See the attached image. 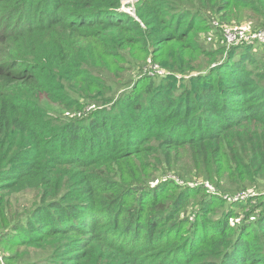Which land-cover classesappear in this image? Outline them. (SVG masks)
Returning a JSON list of instances; mask_svg holds the SVG:
<instances>
[{
  "label": "trees",
  "instance_id": "trees-1",
  "mask_svg": "<svg viewBox=\"0 0 264 264\" xmlns=\"http://www.w3.org/2000/svg\"><path fill=\"white\" fill-rule=\"evenodd\" d=\"M123 1L0 0V245L15 247L0 264L43 246L58 258L36 264H264V202L249 209L264 189V62L184 64L201 50L193 16L239 7L263 24L264 0ZM149 61L197 70L195 86L174 94ZM169 172L248 194L244 217L185 219L206 190L184 196L159 182Z\"/></svg>",
  "mask_w": 264,
  "mask_h": 264
},
{
  "label": "rangeland",
  "instance_id": "rangeland-1",
  "mask_svg": "<svg viewBox=\"0 0 264 264\" xmlns=\"http://www.w3.org/2000/svg\"><path fill=\"white\" fill-rule=\"evenodd\" d=\"M121 9L125 11L134 10V1L124 0L121 5ZM134 12V11H131ZM173 13V12H172ZM221 12L216 15L208 13L207 19L204 21L197 16H193L194 24L198 23L200 27L197 29V43L195 44L197 48H201L200 52L196 49L195 54H193L192 60L184 61V64L190 62L189 65L199 66L200 69L206 68H217L220 65L218 59L225 55V58L231 55L233 58H236L243 54L245 51H248L253 58L258 60L261 64L264 62V42L259 41H240L236 43L228 42L225 37L226 28H242L245 29L248 33L258 32L264 30V23L261 24L256 20L255 17H251L250 12L239 7H235L228 12L227 16L221 17ZM205 52H211L210 55H206ZM176 69V70H175ZM145 73L153 75L155 80L158 78H163L164 82L171 87L174 94L179 93V91L185 88H192L195 86V83L192 80L194 76L198 73L197 70H191L183 74L177 71V68L165 69L159 66V63H154L149 61L143 70ZM172 73H171V72ZM174 72V73H173ZM160 76V77H159ZM56 107V106H55ZM57 108V107H56ZM67 114V112L65 113ZM72 115V114H71ZM74 115V114H73ZM168 181L172 182L173 190L178 192H183L184 196L191 194L193 190L205 189L207 197L202 195V198H205L204 204L199 203L200 199H192L191 203L185 205V215L183 217L186 219H193L194 214L199 211L201 208L204 211H209L207 216L211 220L215 218L217 220L219 216L226 211L233 208L234 211L240 212L243 214L245 210L242 209V206L239 205L242 202L245 203L248 199V194L241 193H218L211 183L208 181L194 180V181H183L177 177L173 172H169L161 177L159 182ZM156 184V182L154 183ZM199 187V188H198ZM187 190H191L190 192ZM260 196L258 199H254L250 202L249 209H253L251 218L253 219L255 214L260 210L259 207L253 206L254 204L264 202V189L260 193H257ZM191 197V196H190ZM216 197L219 198L216 200ZM34 200V194L31 191H25L23 193L14 194L10 199V205L6 206L4 212L5 216L9 217V213L16 210L18 207L27 206L29 207L32 201ZM203 200V199H202ZM249 201V200H248ZM242 216V215H241ZM240 216V218H241ZM240 218H237L239 220ZM195 219V218H194ZM236 220V221H237ZM234 222L231 219V223ZM189 221L185 223V226H188ZM5 228V227H4ZM3 228V229H4ZM15 241L16 234L9 233L5 239ZM16 242V241H15ZM23 248H20L22 250ZM15 251V247L8 246L6 244L0 245V263H3V255L9 254ZM23 251L20 252L23 256ZM58 258V255L51 251L48 246H43L41 248L31 247L29 248L28 255L25 256L24 264H36L38 262L48 261L51 262L53 258ZM60 260V259H58ZM5 264V263H4Z\"/></svg>",
  "mask_w": 264,
  "mask_h": 264
},
{
  "label": "built area",
  "instance_id": "built-area-1",
  "mask_svg": "<svg viewBox=\"0 0 264 264\" xmlns=\"http://www.w3.org/2000/svg\"><path fill=\"white\" fill-rule=\"evenodd\" d=\"M225 37L228 42L236 43L240 41H259L264 42V30L258 32L248 33L242 28H226Z\"/></svg>",
  "mask_w": 264,
  "mask_h": 264
}]
</instances>
